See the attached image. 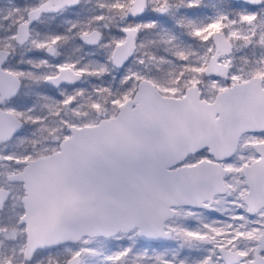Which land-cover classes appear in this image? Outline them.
Instances as JSON below:
<instances>
[{"label":"snow or ice","instance_id":"6c2138e0","mask_svg":"<svg viewBox=\"0 0 264 264\" xmlns=\"http://www.w3.org/2000/svg\"><path fill=\"white\" fill-rule=\"evenodd\" d=\"M0 264H264V0H0Z\"/></svg>","mask_w":264,"mask_h":264},{"label":"rangeland","instance_id":"374dc122","mask_svg":"<svg viewBox=\"0 0 264 264\" xmlns=\"http://www.w3.org/2000/svg\"><path fill=\"white\" fill-rule=\"evenodd\" d=\"M206 2H207V0H206Z\"/></svg>","mask_w":264,"mask_h":264}]
</instances>
